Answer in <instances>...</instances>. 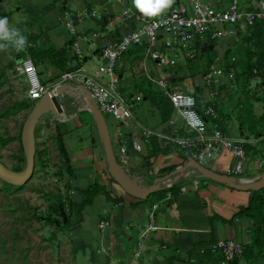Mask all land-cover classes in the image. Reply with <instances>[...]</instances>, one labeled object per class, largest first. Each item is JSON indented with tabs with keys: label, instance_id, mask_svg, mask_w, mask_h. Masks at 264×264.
<instances>
[{
	"label": "crops",
	"instance_id": "1",
	"mask_svg": "<svg viewBox=\"0 0 264 264\" xmlns=\"http://www.w3.org/2000/svg\"><path fill=\"white\" fill-rule=\"evenodd\" d=\"M19 1L30 12L28 25H35L38 29L34 50L40 55L35 56L34 60L39 62L49 78L55 81L62 74L63 68L69 71L81 68L84 72L93 73L96 68L105 66L107 62L100 56L101 48L139 26L138 23H125L120 19V14L126 8L137 10L132 0L111 2L29 0L27 3L25 0ZM180 1L186 3V0ZM202 1L208 4L206 0ZM238 1L242 8L251 9L258 0H250L245 4ZM228 2L229 0H220L214 3V7L208 5L215 9H223L224 3L227 6ZM76 12H88L94 15L78 20L75 16ZM68 19L74 22L77 39L71 36L64 26V22ZM246 28V26L237 28L236 36L225 37L223 41L227 39L238 41V34L245 32ZM84 36L88 39L83 40ZM75 42L82 48V60L72 48ZM144 49L145 46L131 47L116 64L118 90L131 105L132 119L129 124L132 128L125 126V132L120 130L122 134L120 138L114 129L110 138L116 154L120 139L123 138L126 142L137 139L143 143L142 128L155 134L150 137L147 144H142L141 152H136L128 144L129 163L122 168L131 178L138 177L144 186L153 185L155 180L159 179L160 190L150 194L145 200H140L130 196L118 186L108 170L103 146L91 114L76 106L73 99L66 96L62 98L64 115L59 117L46 115L39 121L38 127H48L47 130L41 129L42 133L53 134L55 131L59 133L60 148L65 150L68 162L72 166V171L68 169L71 174L66 175L63 182L70 186V196L65 206L70 210L72 217L69 227L74 235L75 251L83 257L85 264H219L218 256L200 253L199 250L219 239L232 238L242 242L246 248L245 254L236 261V264H264V249L259 247V243H254V220L246 215L236 216L240 208L244 209L248 206L253 191H239L213 182L191 168L176 173L190 159L186 152L180 151L171 144L168 139L172 135L171 127L167 121L161 119L159 111L151 106L145 95L149 89L158 90L155 82L164 79L172 89L193 94L200 106L205 105L208 91L203 83L204 74L212 68L234 69L236 72L234 84L222 77L213 86L217 91V96L213 100L215 110L216 112L218 110L220 116H224L228 121L221 131L232 138L250 140L252 143L246 146L247 150L259 143L264 149L262 82L258 88H254L256 86L253 83L248 85L245 89L248 91L246 95L244 94L245 97L238 94L236 58H231V63L234 65L226 66L220 54L218 41H206L202 47L196 46L195 57L190 61H186L182 56L183 62L188 65L186 69L188 68V73L191 74L189 70L191 71V65L196 59L214 52L209 67L201 69L202 79L197 78L196 82L191 77H187L183 69L170 74H160L157 79L151 76L145 66L147 60L144 58ZM91 60L96 62L94 66L83 65ZM153 63L157 65L156 62ZM49 78L43 79L42 84L51 81ZM101 80H105V77ZM138 96L141 97V101L135 100ZM141 102H144V108L135 114L132 106ZM68 109L86 111L90 118L79 124L75 113H66ZM235 114L238 118H235ZM171 117L172 112L169 118ZM62 127L71 132L77 130L85 132L77 138L78 148L73 152L69 153L62 143V132H59ZM228 129L237 135H228L226 133ZM175 130L179 136L191 135L184 130L179 120H176ZM256 133L257 136L254 137ZM54 139L56 140L57 137ZM51 143L53 144L52 141ZM232 164L233 158L226 152L209 163L207 168L226 175ZM263 171V156L254 166L247 156L242 174L234 179L236 183L253 182L260 178ZM167 183H171L173 188L164 189ZM92 185L97 186L99 191L92 199L87 200L85 190ZM167 193H170V199L164 200ZM154 205H156L155 209H153ZM102 220L108 223V227L104 230L98 227L99 221ZM150 224L158 229L143 235Z\"/></svg>",
	"mask_w": 264,
	"mask_h": 264
},
{
	"label": "built area",
	"instance_id": "2",
	"mask_svg": "<svg viewBox=\"0 0 264 264\" xmlns=\"http://www.w3.org/2000/svg\"><path fill=\"white\" fill-rule=\"evenodd\" d=\"M93 15L88 12H76L75 14L78 20ZM120 19L125 23H138L139 26L101 48L100 56L106 60L107 64L96 68L93 73L84 72L81 68L66 71L60 74L54 83L46 86L40 82L33 60L25 50H21L26 57L22 55L18 59V66L27 87V99L35 103L49 90L64 84L82 86L89 92L90 99L103 116L109 114L117 122L132 128L129 124L132 119L131 105L120 94L118 78L115 74L117 62L131 47L145 46L144 51L147 58L156 62L158 66L174 68L177 60L182 56L186 61L194 59L196 46L202 47L206 41L234 37L237 35V28L263 22L264 0H258L251 9L242 8L238 0H229L225 9H215L202 0H187L186 3L175 0L171 8L158 17H145L138 10L126 8L120 14ZM64 26L71 36L78 38L71 19L66 20ZM82 39L86 40L88 37L84 36ZM72 48L82 60L83 52L78 43H73ZM103 77L105 80H101ZM222 77L234 84L236 72L234 69L221 67L212 68L204 74L203 82L208 91V100L205 105L201 106L193 94L172 89L167 80L159 79L155 83L172 106V117L167 120L172 130V135L168 137L171 144L180 151L186 152L189 159L206 168L209 163L217 160L224 153H229L233 158V164L227 170L226 175L236 178L244 170L247 161L246 146L252 142L244 138L229 137L219 127L218 115L213 103L217 91L213 86ZM135 100L141 101V97L138 96ZM176 120L180 121L184 130L191 134L190 136H179L175 130ZM208 121L212 122L211 126H208ZM120 130L118 126L116 128L118 138L122 136ZM153 135L155 134L152 131L142 128L141 141L143 143L137 139L129 142L123 138L120 139L115 154L118 164L124 167L128 165V144L136 152H141L142 144H147ZM170 188L171 183L164 186L166 190ZM168 199H170V193L166 194L164 200ZM155 208L156 205L153 206V209ZM98 227L104 230L108 227V223L104 220L99 221ZM157 229L150 224L143 235ZM199 251L218 256L219 264H231L243 257L244 244L232 238L219 239Z\"/></svg>",
	"mask_w": 264,
	"mask_h": 264
},
{
	"label": "rangeland",
	"instance_id": "3",
	"mask_svg": "<svg viewBox=\"0 0 264 264\" xmlns=\"http://www.w3.org/2000/svg\"><path fill=\"white\" fill-rule=\"evenodd\" d=\"M25 1L27 3L29 0ZM217 1L220 0H206L213 7ZM241 1L245 4L250 0ZM222 8H226V3ZM2 17H7L10 25L20 29L27 37L28 45L24 50L34 48L38 38V29L35 25H28L30 12L25 9L22 2L0 0V18ZM245 36L246 33L241 32L237 38L238 41L217 40L220 54L223 57L236 58L237 92L244 97L248 92L245 91L248 85L253 83L256 86L254 88H258L260 82L264 81V73L250 76V73L246 71L247 53L245 50H249V47L244 42ZM19 52L12 48L0 51V162L14 172H20L25 168L26 161L21 145V131L32 108L26 106L27 87L19 72ZM213 55L214 52H211L206 57L196 59L191 65V71L189 70L191 74L188 73V68L186 69L188 65L183 62L182 57L177 60V65L174 68L157 66L147 56L144 58L147 60L145 62L147 71L156 79L160 74H170V72H179L183 69L185 75L196 82L197 78L202 79L201 69L209 67L210 58L212 59ZM32 59L34 60V58ZM223 61L225 62L224 59ZM33 62L42 83L43 79L49 78V76L45 68L38 64L39 62L35 60ZM95 64L96 62L91 60L83 65L89 67ZM251 72L253 73V70ZM50 80L45 83L46 86L55 82L53 78ZM221 81L224 82V80ZM144 105V102L134 104L133 112L136 114L137 111L144 108ZM66 113H75L76 121L79 124H83L87 118H90L86 111L68 109ZM216 113L219 127L223 130V125H226L228 121L224 116H220L218 110ZM104 118L110 135L118 126L125 132V125L119 124L111 115L104 114ZM235 118H238V115L235 114ZM208 125L211 126L212 122H208ZM47 128L37 126L35 130L38 156H35V168L30 181L21 189L13 190L0 180V264H85L83 257L79 256L73 247L74 235L70 228L72 217L70 210H67L65 206L69 200L70 186L63 181L66 175L71 174L68 165L70 171H72V166L65 161L62 155L59 133L56 131L53 134L42 133L41 129L47 130ZM60 131L62 132V143L69 153L78 148L77 138L85 133L83 130L71 132L63 127ZM94 132L96 134V131ZM226 133L231 136L237 135L230 129ZM256 136L257 133L254 134V137ZM54 137L57 139L55 140ZM246 152L253 166L257 164L260 157H264V149L260 143L253 145L251 149L247 150L246 148ZM64 222H68L67 226L63 225Z\"/></svg>",
	"mask_w": 264,
	"mask_h": 264
},
{
	"label": "water",
	"instance_id": "4",
	"mask_svg": "<svg viewBox=\"0 0 264 264\" xmlns=\"http://www.w3.org/2000/svg\"><path fill=\"white\" fill-rule=\"evenodd\" d=\"M65 96L73 99L76 106H79V108L86 110L91 114L103 146L108 170L120 188L126 191L130 196L140 200H145L150 194L160 190L158 186L160 183L159 179L155 180L153 185L144 186L138 177L134 178V176H132L131 178L126 174L122 166L117 162L105 118L90 99L89 92L82 86H71L69 84H64L60 87L49 90L33 104L21 131V145L26 161L25 168L20 172H14L0 162V180L2 182L14 187H20L30 181L35 168L36 127L43 116L52 115L54 117H59L64 115V107L61 100ZM187 168L194 169L202 177L208 180L224 184L227 187L239 191H256L264 187V171L256 181L236 183V180L233 177L218 174L209 168L199 165L192 159H190L183 168L177 170L176 173L184 172Z\"/></svg>",
	"mask_w": 264,
	"mask_h": 264
},
{
	"label": "trees",
	"instance_id": "5",
	"mask_svg": "<svg viewBox=\"0 0 264 264\" xmlns=\"http://www.w3.org/2000/svg\"><path fill=\"white\" fill-rule=\"evenodd\" d=\"M241 33V32H240ZM239 33V34H240ZM246 36L245 41L249 47V50H245L246 54V66H247V72L250 73V76H257L264 73V21L263 22H257L253 26H248L245 30ZM238 34V35H239ZM212 42V41H211ZM26 51V50H25ZM19 56L22 57L24 54L23 51L19 52ZM27 55L31 58H35V56H39L40 53L35 51L34 48H29L26 51ZM30 53V54H29ZM31 55V56H30ZM31 58V59H32ZM225 60L226 66L234 65L231 63V59L229 56L223 57ZM33 60V59H32ZM250 63V64H249ZM253 70V73L251 72ZM63 72L69 71L65 70L63 68ZM62 72V73H63ZM238 77V76H237ZM261 85L264 86V81L261 83ZM146 99L149 101L151 106L155 107L161 116V119L166 122L172 112V106L169 100L162 95V93L159 90L153 91L152 89H149L146 93ZM34 103L27 100L26 106L32 107ZM62 155L65 159V161L68 162L67 155L65 153L64 149H61ZM156 153L158 150L155 151ZM35 156H38V151L36 150ZM68 169H70V166L68 165ZM171 170V169H169ZM166 171V170H163ZM3 184L9 186L13 190H19L23 186L20 187H14L9 184H6L3 182ZM173 188V187H171ZM99 191V188L95 185H92L91 187H88L85 190V196L87 200L92 199ZM164 192V191H163ZM252 197L249 200V204L246 208L238 211L236 213V216L238 215H246L249 216L250 219L254 220L255 222V240L254 243H259V247L264 249V187L260 190H256L251 192ZM68 222H64V226H67ZM246 252V248L244 246V252L243 255ZM235 260L231 264H236Z\"/></svg>",
	"mask_w": 264,
	"mask_h": 264
},
{
	"label": "clouds",
	"instance_id": "6",
	"mask_svg": "<svg viewBox=\"0 0 264 264\" xmlns=\"http://www.w3.org/2000/svg\"><path fill=\"white\" fill-rule=\"evenodd\" d=\"M175 0H132V4L145 17H158L174 4ZM28 45L27 37L20 29L10 25L7 17L0 18V51L10 48L24 50Z\"/></svg>",
	"mask_w": 264,
	"mask_h": 264
},
{
	"label": "bare ground",
	"instance_id": "7",
	"mask_svg": "<svg viewBox=\"0 0 264 264\" xmlns=\"http://www.w3.org/2000/svg\"><path fill=\"white\" fill-rule=\"evenodd\" d=\"M60 120V119H59Z\"/></svg>",
	"mask_w": 264,
	"mask_h": 264
}]
</instances>
